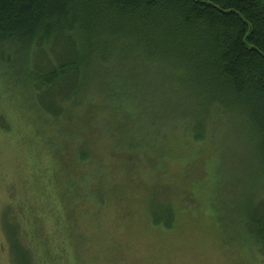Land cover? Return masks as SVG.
I'll use <instances>...</instances> for the list:
<instances>
[{
    "label": "rangeland",
    "instance_id": "obj_1",
    "mask_svg": "<svg viewBox=\"0 0 264 264\" xmlns=\"http://www.w3.org/2000/svg\"><path fill=\"white\" fill-rule=\"evenodd\" d=\"M23 48L0 44V214L37 191L56 264H263L245 219L264 167L241 120L193 98L167 55L112 51L49 147Z\"/></svg>",
    "mask_w": 264,
    "mask_h": 264
},
{
    "label": "trees",
    "instance_id": "obj_2",
    "mask_svg": "<svg viewBox=\"0 0 264 264\" xmlns=\"http://www.w3.org/2000/svg\"><path fill=\"white\" fill-rule=\"evenodd\" d=\"M10 42L40 59L29 80L34 107L51 129L43 130L46 146L63 136L70 110L101 79L98 63L108 62L112 51L139 48L150 60L167 55V67L188 83L193 98L205 95L206 104L241 120L264 167V0H0V44ZM35 194L34 203L17 211L6 203L0 214L10 264H43L44 251L56 264ZM260 197L245 231L264 264V193Z\"/></svg>",
    "mask_w": 264,
    "mask_h": 264
}]
</instances>
